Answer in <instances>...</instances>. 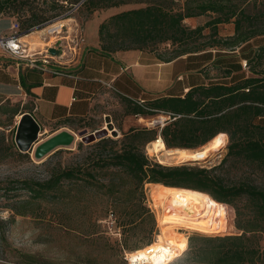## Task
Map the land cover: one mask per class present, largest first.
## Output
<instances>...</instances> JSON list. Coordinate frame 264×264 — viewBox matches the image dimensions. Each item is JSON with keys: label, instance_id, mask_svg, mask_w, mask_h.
Wrapping results in <instances>:
<instances>
[{"label": "trees", "instance_id": "obj_1", "mask_svg": "<svg viewBox=\"0 0 264 264\" xmlns=\"http://www.w3.org/2000/svg\"><path fill=\"white\" fill-rule=\"evenodd\" d=\"M53 1L47 8L34 0H0V17L19 16L21 30L30 31L41 26L49 19L59 15L45 16L47 10L57 11L67 7L70 10L77 4L90 13L99 9H116L100 22L98 27L99 43L102 51L113 53L118 50L140 49L155 51L161 59L171 60L183 55H211L217 46L221 53L225 46L236 50L247 47L252 40L264 37V1L251 0H65ZM258 4H260L258 6ZM123 5H134L118 10ZM212 15L202 25L192 27L185 23L187 18ZM16 19V18H15ZM234 23V34L221 38L219 25ZM210 28L209 35L205 29ZM202 38L209 39L204 44H196ZM196 44L192 46L193 44ZM177 46L172 56H167L166 46ZM165 52H162L161 49ZM245 55V56H243ZM241 58L249 69L243 68L241 58L234 60L215 59L216 67H222L230 76L229 81H213L207 85L191 86L178 95L160 96L144 99L140 103L130 92L117 87L127 96L130 111L127 114L154 115L164 113L170 121L160 130L149 128H131L121 137H104L94 143L98 147L93 164L95 169L108 171L118 167L130 177L134 187L127 190L128 198L134 197L140 190V198L146 200L145 185L158 183L201 190L210 194L218 203L231 209L233 216L234 198L247 196L250 199L252 214L241 219L240 235L204 237L212 245L208 248L210 256L204 264H264V248L260 239L264 236V188L241 184L227 185L217 172L225 163L212 168L193 166L187 163L167 166L152 162L144 150L146 144L161 136L168 148L195 149L224 132L229 136L228 155L242 158L264 170V42L251 51H245ZM243 74V75H242ZM17 115V112H14ZM86 117V116H85ZM84 118V117H80ZM79 118H65L59 124L68 125ZM118 134L115 135V137ZM17 145V144H15ZM83 143L79 144L82 147ZM13 145H9L11 148ZM7 155V154H6ZM5 156H1L3 158ZM214 171H216L214 173ZM93 169L82 167V163L57 168L45 182L24 181L22 186L28 189L36 199L46 197L49 192H68L64 184L82 181L86 185L105 187L97 181ZM111 184L104 195L121 193L119 187ZM121 198V197H117ZM70 200V199H69ZM149 208L143 207L137 218L143 219ZM136 222L135 217L121 223L129 227ZM127 229L123 230L125 233ZM98 232H92L96 234ZM100 234L92 236L99 237ZM208 246L204 247L207 249ZM140 248V247H139ZM135 250V249H134ZM28 264H33L28 261ZM91 264V263H90Z\"/></svg>", "mask_w": 264, "mask_h": 264}, {"label": "rangeland", "instance_id": "obj_2", "mask_svg": "<svg viewBox=\"0 0 264 264\" xmlns=\"http://www.w3.org/2000/svg\"><path fill=\"white\" fill-rule=\"evenodd\" d=\"M39 1V4L44 8H47L53 1H60L68 5L65 0H34L35 4ZM254 1L256 0H251L253 3ZM76 6L70 10H67V7L57 11L47 10L44 12L45 16H51L56 12H59V15L49 19L41 26L33 27L30 31L21 30V21L19 16L15 15L16 22L20 25V35L21 37L25 35L23 41L29 45L27 48L34 47L35 50L32 49V52H38L37 50L44 49L46 44H53L56 41V36L55 34L51 36L48 33L49 27L54 24L55 26L65 24L63 32H60L61 36H65L63 45H73L71 40L77 41L76 35L81 32L84 38L81 46L84 50L89 43V32L98 28L104 18L116 12V9L105 8L90 13L87 9ZM133 6L123 5L118 7V10L129 9ZM211 17L212 15H205L197 21L191 19L188 21V25L196 26V23L202 25ZM231 23L219 25L218 32L221 38H227L234 34V23ZM210 32V28L205 29V34L209 35ZM29 33H32L34 37H30ZM208 40L202 38L196 44H204ZM263 42L264 37L254 39L244 50L240 48L231 50V48L219 46V48L225 49L216 55L229 56L236 61L245 54V51L249 50L250 46V49L253 50L256 48L253 45L256 46ZM196 44L194 43L192 46ZM64 48L67 51L65 56H67L70 54L68 50L71 48L65 46ZM206 48L214 49V52L217 50V46ZM29 49L28 51L31 52ZM175 49L177 46L167 45V56H172ZM161 51L165 52L163 48ZM46 53L49 52L46 51ZM241 64L243 68H246V71L249 69V66H244L245 61H242ZM262 68H264V64ZM226 75L227 72L222 67L214 65L209 70V78H215L214 82L225 79L229 81L230 79ZM165 86L167 87L168 83H165L163 88ZM176 89L178 88L176 87ZM165 92L167 89H162V93ZM153 94L155 95V92ZM153 94L143 93L142 98L152 99ZM20 110L19 102L0 99V264H28V261L33 264H132L130 257L127 259L126 256L128 257L134 249L152 243L160 233L157 209L152 204L149 192L151 184L145 185V202L140 198V190L135 192L134 197L128 198L127 190L134 187L130 177L118 167L110 168L108 171L95 169L93 160L99 148L94 146V143L97 141L83 142L81 133H93L97 129L104 128L108 123L107 128L110 131L118 130L116 137L111 134L108 137L116 139L131 128L160 130L170 121V117L159 112L148 116L127 114L130 111L127 96L114 88H106L96 96L89 115L74 119L68 125L62 126L63 131H60V134L65 132L62 134L63 138L69 139L70 135L72 137L69 144L59 145L58 148L49 151L47 146L43 145L46 142L44 140L56 132L55 130L60 125L57 123L50 125L51 127L46 133L44 128L41 130L39 139L32 149L21 151L15 145L19 117L14 115V112L19 113ZM151 120H153V124L149 125ZM159 137L161 136L157 138ZM81 142L83 143L82 147L79 146ZM11 144L13 146L10 148ZM228 145L229 136L222 149L220 148L216 153L208 150L202 158L206 160L200 159L195 162L168 159L159 153H149L148 144L144 150L152 162L167 166L180 165L184 162L193 166L212 168L226 159L222 168L214 173L220 174L227 185L248 184L264 188V170L242 158L228 155ZM195 149L205 151L202 146ZM1 156L5 157L1 158ZM76 163H82V167L86 169H94L98 176L97 181L105 184L104 189L96 185H86L82 181L77 184L66 182L64 187L68 192H49L46 197L36 199V197H32L33 194L28 189L22 186L24 181L45 182L57 168ZM111 184L119 187L121 193L104 195V191L111 188ZM117 187L115 190L118 191ZM232 206L233 216H231L229 207L227 208L223 204L217 206L215 224L213 230L209 232L181 230L188 234L186 249L169 264H204L211 255L208 248L212 245L210 242H205L204 237L240 235L242 233L240 221L251 215L253 209L247 196L234 198ZM143 207L149 208L150 211L143 219H139L137 215ZM133 217L136 219L133 225L121 226V223ZM125 229L127 231L123 233ZM92 232L98 233L90 235ZM97 234H100L99 237L96 236L94 237L96 240H93L92 236ZM260 245L264 248V236L260 239ZM206 246H208L207 249H204Z\"/></svg>", "mask_w": 264, "mask_h": 264}, {"label": "crops", "instance_id": "obj_3", "mask_svg": "<svg viewBox=\"0 0 264 264\" xmlns=\"http://www.w3.org/2000/svg\"><path fill=\"white\" fill-rule=\"evenodd\" d=\"M191 19L197 21L200 17L187 18L185 23L188 24ZM15 22L16 19L12 16L0 17V36L11 33ZM53 27L57 26L51 25L49 29ZM29 34L34 37L32 33ZM88 41L84 50L81 48L74 55L70 53L62 57L56 56L57 54H53V57L46 53L55 47V42L46 44L44 49L30 52L33 54L32 59L36 61L35 66L30 63V59L12 56L0 46V99H11L20 103L21 110L16 115L19 117L18 121L23 114L29 112L46 133L50 125L60 123L65 118L89 115L96 96L106 88L120 91L117 88L120 87L141 100L142 94L147 92H155L152 99L178 95L188 91L191 86L212 83L215 78H209V70L215 65V59L229 57L217 56L213 52L211 55H194L189 58L188 55H183L166 60L161 59L155 51L140 49L106 53L101 49L97 27L89 32ZM250 48L248 51L252 50ZM65 52L67 53L66 50ZM49 58L51 61L59 60V64L44 63ZM242 61L245 59L241 58L240 62ZM56 69H61L66 74H56ZM243 71L244 69L237 70L227 77L230 79L233 74L237 76ZM165 83H168L164 87L167 92L162 93ZM151 124L153 120L149 121V125ZM58 126L56 132L44 141L63 131L64 125Z\"/></svg>", "mask_w": 264, "mask_h": 264}, {"label": "bare ground", "instance_id": "obj_4", "mask_svg": "<svg viewBox=\"0 0 264 264\" xmlns=\"http://www.w3.org/2000/svg\"><path fill=\"white\" fill-rule=\"evenodd\" d=\"M57 28L60 29V26ZM32 49L35 50L34 47L29 50L32 52ZM227 140L228 134L221 132L207 144L202 145L205 151H198L179 147L168 148L163 138L159 137L148 144L147 150L149 153H159L168 159L200 160L208 150L216 153L217 150L222 149ZM150 184L149 192L152 204L157 209L160 233L152 243L130 252L126 258L130 257L131 261H129L132 264H169L186 249L188 234L181 230L202 233L213 230L218 203L210 194L201 190Z\"/></svg>", "mask_w": 264, "mask_h": 264}, {"label": "water", "instance_id": "obj_5", "mask_svg": "<svg viewBox=\"0 0 264 264\" xmlns=\"http://www.w3.org/2000/svg\"><path fill=\"white\" fill-rule=\"evenodd\" d=\"M49 51L52 54H56V50L54 48H50ZM118 130L113 129L110 131L108 128L104 127L102 129H97L93 133H86L83 132L81 133L82 135V141L86 143H92L95 141H98L104 137L109 136L111 134L112 136H115L117 134ZM41 133V126L40 124L35 120L32 114L29 112L23 114L18 122L17 130H16V135H15V142L18 146V148L21 151H29L32 149L33 145L37 142L39 139V135ZM65 133V132H64ZM64 133H59L55 137L47 140L45 142V146H47V150H52L58 145L62 144H69L70 141L72 140L71 135L69 136V139H64L62 134ZM46 150V151H47ZM206 160V159H202ZM195 161H200L198 159L194 160H189L186 162H195ZM184 163V162H183Z\"/></svg>", "mask_w": 264, "mask_h": 264}, {"label": "built area", "instance_id": "obj_6", "mask_svg": "<svg viewBox=\"0 0 264 264\" xmlns=\"http://www.w3.org/2000/svg\"><path fill=\"white\" fill-rule=\"evenodd\" d=\"M76 7H79V5H77ZM64 27H65V25H60V29H58L57 27H53V28L48 30L49 34H51V35L55 34V36H56V41H55L56 45L54 48L56 50V54H57L56 56H58V57L59 56L62 57V56L66 55L64 46L67 48H71L68 51H70L71 55H74L76 52H78L82 48L81 43L84 42V38H83L81 32H79L76 35V38H78V40L77 41H75V39L71 40L72 41L71 43L73 45H71V46L63 45V40H64L65 36L63 37L60 34L63 32ZM19 28H20V25L17 22H15L12 25V32L11 33L0 36V46L3 49H5L7 52H9L12 56L30 59V63H32V65L35 66L36 61L32 59L33 54H30L25 42L22 41L21 35L19 32ZM47 51L49 52L48 54H50V56L54 57V55L49 50H47ZM52 62L59 64V60L51 61L50 58L48 60H46L44 63L51 64ZM246 65H247V62L245 61L244 66H246ZM54 73L66 74L61 69H56L54 71ZM142 102H143V100H140V103H142ZM107 125H108V123H106V126H105L106 128H107Z\"/></svg>", "mask_w": 264, "mask_h": 264}]
</instances>
